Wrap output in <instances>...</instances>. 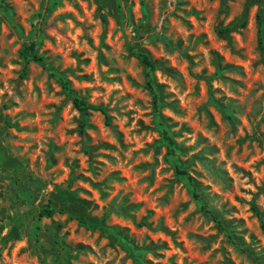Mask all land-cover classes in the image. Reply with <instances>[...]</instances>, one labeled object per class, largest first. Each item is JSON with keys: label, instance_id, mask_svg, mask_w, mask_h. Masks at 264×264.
Returning <instances> with one entry per match:
<instances>
[{"label": "rangeland", "instance_id": "1", "mask_svg": "<svg viewBox=\"0 0 264 264\" xmlns=\"http://www.w3.org/2000/svg\"><path fill=\"white\" fill-rule=\"evenodd\" d=\"M0 1V264H43L40 250L51 264H139L133 251L147 264H264V0ZM38 28L44 65L22 51ZM133 36L171 70L155 77L178 160ZM63 73L111 127L91 111L80 134ZM46 205L56 212L39 219Z\"/></svg>", "mask_w": 264, "mask_h": 264}, {"label": "trees", "instance_id": "2", "mask_svg": "<svg viewBox=\"0 0 264 264\" xmlns=\"http://www.w3.org/2000/svg\"><path fill=\"white\" fill-rule=\"evenodd\" d=\"M51 11L50 6H46L42 12L37 13L36 15L39 16L40 26L43 25L45 20V14L49 13ZM9 7L3 2L0 1V21H6L7 23L11 24L9 21ZM103 20L105 21V17L102 16ZM235 24L228 25L226 27H220L219 32L220 33H226L235 28ZM42 30V28H38V31L36 34H34L32 37L24 39L23 41V48L22 51L25 53H28L32 59L40 64L44 65V57L39 54L38 48L39 43L37 36L39 34V31ZM140 36H133L130 40V52L135 55L141 63L145 66L146 69V86L151 92L153 96V103H154V114H155V123L156 127L160 132L162 142L165 144L167 148V155L169 157L176 158L178 160V155L180 154V150L177 146V143L173 137L172 132L170 131L168 125H166V122L164 121V118L161 114V105H162V98H161V90L160 85L156 80L155 72L157 70H163L166 72H171L170 69L166 68L165 66L161 65L159 62L155 61L151 55L142 48V41ZM25 74V72L23 73ZM61 81L63 84V88L67 91V93L72 96V100L74 103V106L81 112L82 116L80 118L79 122V132L82 136L86 135V127H87V115L91 111H100L102 114H104L105 117V124L109 127H111V115L109 113V110L106 106L96 104L89 102L87 99L78 96L71 88H70V81L66 79L65 73L61 75ZM264 139V136H262ZM89 152V151H88ZM177 173L187 176V178L192 183V194L193 197L197 200H200V194L197 190V186L194 184L193 179L186 170L182 169L181 165H176ZM206 213L210 215V217L226 232L227 236L229 238H233V234L231 233L230 229L225 225V220L222 218L221 214L217 213L214 210L209 209L205 205H202ZM254 212L260 217L261 213L257 209V207H253ZM56 212V208L52 207L51 205H46L39 209L38 212V218H51L53 214ZM70 213L71 218H77L79 219L80 223L83 225L89 227V228H100L105 229L102 222L96 221L94 218L84 217L81 215L76 214L73 210H68ZM235 240V239H234ZM240 244V243H238ZM126 247V245H124ZM128 250L133 251L130 247H127ZM39 254L41 256L43 264H51L47 262V257H49L50 253L46 251H39ZM134 258L139 264H147V262L143 261V259L138 256L135 251H133Z\"/></svg>", "mask_w": 264, "mask_h": 264}]
</instances>
